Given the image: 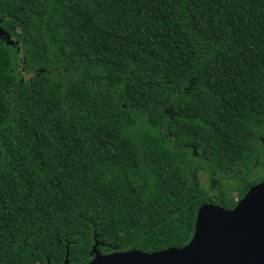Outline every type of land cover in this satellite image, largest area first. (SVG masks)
Wrapping results in <instances>:
<instances>
[{"label": "trees", "instance_id": "1", "mask_svg": "<svg viewBox=\"0 0 264 264\" xmlns=\"http://www.w3.org/2000/svg\"><path fill=\"white\" fill-rule=\"evenodd\" d=\"M0 28V264L181 250L264 182V0H0Z\"/></svg>", "mask_w": 264, "mask_h": 264}, {"label": "water", "instance_id": "2", "mask_svg": "<svg viewBox=\"0 0 264 264\" xmlns=\"http://www.w3.org/2000/svg\"><path fill=\"white\" fill-rule=\"evenodd\" d=\"M97 246L95 242L88 264H264V182L252 187L232 211L204 205L192 240L181 250L101 255Z\"/></svg>", "mask_w": 264, "mask_h": 264}, {"label": "rangeland", "instance_id": "3", "mask_svg": "<svg viewBox=\"0 0 264 264\" xmlns=\"http://www.w3.org/2000/svg\"><path fill=\"white\" fill-rule=\"evenodd\" d=\"M197 178L201 188L210 193L209 195L215 193L216 188L212 186V182L207 174L200 170L198 171ZM223 186L226 192L236 197L237 185L235 182H223Z\"/></svg>", "mask_w": 264, "mask_h": 264}]
</instances>
